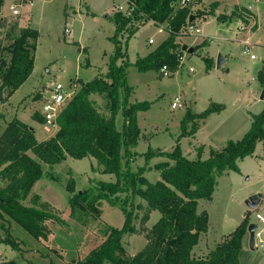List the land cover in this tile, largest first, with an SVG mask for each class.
<instances>
[{"label": "rangeland", "instance_id": "1", "mask_svg": "<svg viewBox=\"0 0 264 264\" xmlns=\"http://www.w3.org/2000/svg\"><path fill=\"white\" fill-rule=\"evenodd\" d=\"M28 1L6 0V13L3 15L8 24L22 19L24 26L39 32L36 74L12 98L11 103L8 100L0 107V134L11 121L20 118L35 128V136L42 142L53 137L56 126H39L31 120L38 115L45 121L43 112H40L43 111V102H38L39 93L34 91L48 90V99L51 89L62 83L75 94L81 82L91 81L102 70L108 73L110 58L116 50L111 40L115 34L113 16L119 6L127 9L128 4L126 0H30L33 3L31 6ZM190 1L187 8L197 16L193 24L200 29V34L180 31L176 38L179 48L174 53L177 57L182 55L184 61L176 71L171 70L170 76L164 77L160 69L140 72L135 66L140 58L147 57L170 36L167 23L156 27L151 21L144 25L135 20L129 27H139L138 31L128 38L130 30H127L120 37L123 52L130 63L126 71L127 84L132 87L129 102L151 105L149 110L138 113L142 141L133 149L134 158L137 157L131 168L137 172L146 167L148 171L144 176L152 184L158 182L161 176L155 170L156 165L154 168H148V165L151 163L153 166L167 158L156 156L147 164L146 153L150 147L156 154L170 153L179 142L183 155L188 159H202L203 151L199 155L198 148L203 147L208 157L212 148L221 150L228 141L241 140L252 127V113L259 114L264 106L260 100L263 89L259 81L264 60L261 70L256 73L260 61L251 57L261 53L260 47H263L264 54V0ZM11 5L19 7V18L10 11ZM248 7H253L258 18ZM179 8L178 3L173 15ZM238 19L241 20L239 24ZM258 24L259 31L252 33L251 30ZM66 29H69V34ZM6 31L0 33L4 35ZM150 39L155 41L153 45L149 44ZM247 40L251 45L249 53L243 47ZM183 45L198 50L190 55L182 50ZM221 54L227 56L228 60L224 69L207 71L204 58H209L214 65V59L210 56L217 59ZM124 61V58L119 59L118 65ZM191 68L194 72H191ZM120 94L123 101V89H120ZM176 97L181 98L184 108L172 109ZM100 103L103 104L102 101ZM213 104L223 105L224 108L220 113L208 117L195 138L181 137L182 120L187 111L202 113ZM247 109L251 112V119L248 118ZM121 112L116 118L120 131L124 121L123 116L122 122L118 119ZM191 127L192 124H188V131ZM29 155L41 164L43 176L22 204L47 211L57 219L46 222L50 231L47 240H35L10 220L9 238L15 239L20 250L1 243L0 264H75L85 260L106 241L112 230L124 228L126 215L120 206L126 198L129 199L127 208L134 217V227H142L145 212L140 205L147 207V202L138 195L133 197L131 191L103 199L101 183H116L117 177L101 174L96 161L69 158L62 164L50 166L32 152ZM122 155L121 172H125L123 166L127 158L124 152ZM238 165L240 173L229 171L219 177L212 199L199 202L198 211L208 213L210 228L209 234L201 235L203 240L196 250L201 253L198 254L213 251L245 219L250 221L247 201L255 194L264 193V141L257 145L252 157ZM126 181L122 179V185ZM6 184L7 181L0 178V187ZM71 185L73 192L70 191ZM160 217L158 211L151 214L146 227L151 229ZM121 243L126 257H133L145 248L147 240L144 234H127ZM243 247L241 264H264V248L252 251L248 233L244 237Z\"/></svg>", "mask_w": 264, "mask_h": 264}, {"label": "trees", "instance_id": "2", "mask_svg": "<svg viewBox=\"0 0 264 264\" xmlns=\"http://www.w3.org/2000/svg\"><path fill=\"white\" fill-rule=\"evenodd\" d=\"M127 1L131 16L120 12L113 16L115 34L111 40L116 50L110 58L108 73L80 83V89L57 118V133L39 142L34 129L14 119L0 134V178L7 181L5 187H0V244L6 243L20 250L15 239L9 238L10 220L35 240H47L50 231L46 222L57 219L47 211L22 204L43 176L41 164L29 155L32 152L50 166L62 164L69 157L74 160L94 159L102 174L117 177L116 183H101L103 199L131 191L133 197L138 195L148 204L147 207L140 205L145 213L142 227L136 229L134 217L127 208L129 199L126 198L120 206L126 215L124 228L112 230L101 246L75 264H241L243 240L250 225L247 219L207 256L193 255L200 236L209 231L208 213H198V202L211 200L218 178L229 171L240 173L239 162L254 155L257 145L264 141V110L253 115L252 127L241 140L228 141L222 150L211 149L206 160L186 158L178 142L170 153L156 154L151 147L146 153L147 164L156 156L167 158L166 162L155 166V170L160 172V181L150 183L144 176L146 167L133 172V149L137 147L141 135L138 113L149 110L151 105L129 102L132 87L127 84L126 71L130 63L123 52L120 37L127 30H130L128 38L138 31L139 27L130 29L135 20L144 25L151 21L157 27L167 23L170 36L147 57L140 58L135 66L140 72L161 70L164 66L176 71L179 66V57L174 53L179 48L176 38L180 31L186 30L190 18L196 15L191 14L187 7L179 8L173 15L180 0ZM5 2L0 0V32L7 30L4 35L0 33V98L3 103L33 74L39 39L37 30L22 28L20 21L7 23L2 13ZM122 58L124 63L118 65V60ZM204 61L206 70L210 71L213 62L209 58H204ZM259 81L264 84V68L259 73ZM120 89L124 90L123 101ZM93 95L99 96L103 104L98 105L92 99ZM223 108V105L213 104L199 114L188 110L182 120L181 137L194 136L200 129V122L214 113H220ZM121 110L124 122L120 131L116 118ZM35 120L45 122L38 115ZM188 124H192L190 131ZM202 151L203 148H198L199 155ZM122 152L127 158L123 166L125 172H121ZM122 179L127 180L124 185ZM70 191H74L73 185ZM155 211L161 214V218L148 229L146 223ZM127 234H144L147 240L145 248L133 257H126L121 243Z\"/></svg>", "mask_w": 264, "mask_h": 264}, {"label": "built area", "instance_id": "3", "mask_svg": "<svg viewBox=\"0 0 264 264\" xmlns=\"http://www.w3.org/2000/svg\"><path fill=\"white\" fill-rule=\"evenodd\" d=\"M127 4L128 1L126 0ZM190 0H180L179 6L180 8L188 7ZM30 3V1H28ZM10 11L12 14L17 17L21 14L19 7L17 5H11ZM118 12L123 13L126 16H131L130 10H129V4L127 9H124V7L119 6ZM194 23V22H193ZM188 22L186 26V30L191 34H200V29L195 26V24ZM244 28V27H242ZM66 33L69 34V29H66ZM149 44H154V40L150 39ZM249 44H246L245 52L249 53L250 48ZM252 58L255 59L256 56L252 55ZM184 58L181 55L179 57V64H183ZM172 71L168 66H164L161 69V74L164 77L170 76ZM191 72H194V69L191 68ZM74 94L73 92L69 91L66 86H64L62 83H58L54 86L53 89H51L50 97L46 100V103L43 106V115L45 118V122L47 125H56L57 118L62 112V110L67 106L69 101L73 98ZM180 97H176L174 101L172 102V109L182 108L184 107V104L181 102ZM249 215L251 216L250 224L256 225V231H255V248H264V193H262V197L260 199L259 204L256 206V208L251 209L249 211ZM253 218V220H252ZM248 233V230H247ZM249 237V233H248Z\"/></svg>", "mask_w": 264, "mask_h": 264}, {"label": "crops", "instance_id": "4", "mask_svg": "<svg viewBox=\"0 0 264 264\" xmlns=\"http://www.w3.org/2000/svg\"><path fill=\"white\" fill-rule=\"evenodd\" d=\"M26 1H28V0H26ZM29 1H30V0H29ZM30 3H31V6H33V3H32V2H30ZM245 8H246V7H245ZM248 9L251 10L252 13H253L255 16H257V15L254 13V11H253V7H248ZM2 13H3V14L6 13V2H5V5H4L3 9H2ZM3 16H4V15H3ZM4 17H5V16H4ZM257 18H258V16H257ZM19 21H20V25H21L22 28H27V26H24V25H23V23H22V19H20ZM238 21L241 22V20L238 19V20H237V23H238V24H239ZM257 21H258V20H257ZM149 23H151V22H149ZM257 23H258V22H257ZM153 24H154V23H153ZM224 24H225V23H224ZM145 25H146V24H145ZM154 25H155V24H154ZM156 27H157V26H156ZM248 28H249V27H248ZM246 30H247V29H246ZM247 31H248V30H247ZM258 31H259V24L257 25L256 28H254V29L251 30V32L254 33V34H257ZM259 42H261V41H259ZM154 43H155V41H154ZM247 43L249 44L248 40L244 42V44H243L244 46H243V47H246V44H247ZM78 44H79V43H78ZM258 44H259V43H258ZM258 44H257V45H258ZM150 45H151V44H150ZM152 45H153V44H152ZM249 45H250V44H249ZM257 45H256V46H257ZM262 45L264 46V44H262ZM250 46H251V45H250ZM259 46H260V45H258V47H259ZM182 47H183V46H182ZM250 48H251V47H250ZM262 49H263V47H260L259 50H260L261 53L258 54V55L253 54V55H256V58H255V59L252 58L253 60H259V61H260L259 66L256 68V73H258V71L261 70L260 67L263 65L262 62H263V60H264V54H263V52H262ZM36 52H37V51H36ZM196 52H197V51H196ZM196 52H195V53H196ZM195 53H194V54H195ZM188 54H189V53H188ZM221 55H222V54H221ZM259 55H260V56H259ZM219 56H220V55H219ZM219 56H218V57H219ZM222 56H223V58L225 59V63L223 64V66H222L221 69H218V68H217V61H216V60H218V58L216 59V58L210 56L211 59H214V65H213V68H212L210 71H213V70H222V69H224L225 64L228 63V60H227V56H224V55H222ZM251 57H252V56H251ZM35 58H36V57H35ZM261 63H262V64H261ZM35 74H36V69H35V66H34V72H33V74H32V75L30 76V78H29V79H28V80L22 85L21 88H23V86H24V85H25V84H26L31 78H33V77L35 76ZM98 74H99V75H106V74H107V71H103V70H102L101 73H100V72L97 73V74L95 75L94 78H96V77L98 76ZM94 78H93V79H94ZM93 79H92V80H93ZM79 80H81V79H79ZM82 81H83V80H82ZM252 81H254V78H252ZM80 86H81V85H80ZM21 88H20V89H19V90H18V91H17V92H16V93L10 98V99H9V103L12 102V98H13V97H14V96H15V95L21 90ZM261 89H264V87L262 86V84H261ZM34 92L39 93V95H38V102H41V103L43 102V104H42V107H43L44 104L46 103V100H47L48 90H45V89L42 90V91H40V90H36V91H34ZM32 93H33V92H32ZM32 93H31V94H32ZM75 94H76V93H75ZM75 94H74V95H75ZM28 96H30V95H28ZM28 96H27V97H28ZM25 98H26V97H25ZM25 98H24V99H25ZM45 98H46V99H45ZM92 99L95 100V101L98 103V105H101L100 102L102 101V99H101L99 96H97V95H93V96H92ZM44 100H45V102H44ZM260 100H261V98H260ZM21 101H22V100H21ZM21 101H20V102H21ZM102 102H103V101H102ZM262 102H263V101H262ZM263 103H264V102H263ZM171 107H172V106H171ZM182 108H184V107H182ZM177 109H181V108H177ZM177 109H175V110H177ZM173 110H174V109H173ZM263 110H264V106L262 107L260 113H261ZM40 112L42 113V111H40ZM250 113H251V112L248 111V109H247L248 118L250 117V116H249ZM260 113H259V114H260ZM42 114H43V113H42ZM196 114H199V113H196ZM214 114H218V113H214ZM214 114H212V115H214ZM252 115H258V114H253V113H252ZM210 116H211V115H210ZM18 117H19V116H18ZM121 117H122V115H120V117H119L118 119H120V121L122 122ZM18 119L21 121L20 118H18ZM207 119H208V118H207ZM207 119H206V120H207ZM250 119H251V117H250ZM31 120H33V122L36 123V124L39 125V126L47 125V124H45V122H44V123H40V122L34 120V118H33V119L31 118ZM123 120H124V119H123ZM206 120H204V121L201 122V124H200V129H201L202 124L205 123ZM22 122H23V121H22ZM123 122H124V121H123ZM123 122H122V124H123ZM252 123H253V117H252ZM27 125H28L29 127H31L32 129H34V131L36 132V130H35L34 127H32L30 124H27ZM251 125H252V124H251ZM55 126H56V130H55V132L52 134L53 136H54V135L57 133V131H58V126H57V125H55ZM200 129L198 130V132H197L194 136H192L193 138H195V137L199 134ZM140 130H141V129H140ZM187 138H189V137H187ZM140 140L142 141V134L140 135L139 142H140ZM38 141H39V140H38ZM39 142H40V141H39ZM42 142H43V141H42ZM139 142H138V143H139ZM224 147H225V146H224ZM224 147H223V148H224ZM196 148H197V147H196ZM196 148H195V149H196ZM203 148H204V147H203ZM223 148H222V149H223ZM134 149H135V148H134ZM212 149H214V148H212ZM222 149H221V150H222ZM215 150H218V149H215ZM209 156H210V152H209L208 157H206L205 149H203L202 159H203V160H206V159L209 158ZM136 157H137V156H136ZM136 157L134 158V161L136 160ZM69 158H70V157H69ZM69 158H67V160H68ZM186 158H187V157H186ZM71 159H72V158H71ZM196 159H198V157H197ZM196 159H195V160H196ZM67 160H66V161H67ZM90 160H94V159H90ZM94 161H95V160H94ZM134 161H133V162H134ZM166 161H167V160H165V161H163V162H166ZM63 163H64V162H63ZM160 163H162V162H160ZM239 163H240V162H239ZM150 164H151V163H150ZM150 164L148 165V168H150V167H151V168H154V166L157 165V164H154V165L152 166V165H150ZM158 164H159V163H158ZM147 171H148V170H147ZM226 173H227V172H226ZM101 174H102V173H101ZM145 174H146V172H145ZM145 174H144V175H145ZM105 175H106V174H105ZM114 176H115V175H114ZM160 180H161V179H160ZM160 180H159V181H160ZM37 183H38V182H37ZM37 183H36V184H37ZM36 184H35V185H36ZM35 185H34V186H35ZM255 195H257V194H255ZM253 196H254V195H253ZM251 197H252V196H251ZM200 201H201V200H199V202H200ZM199 202H198V206H199ZM155 212H156V211H155ZM202 212H204V211H201V212L198 211V213H202ZM153 213H154V212H152L151 214H153ZM150 216H151V215H150ZM152 216H153V215H152ZM160 218H161V217H160ZM209 228H210V226H209ZM207 233L209 234V231H208ZM207 233H206V234H207ZM204 235H205V234H204ZM202 240H203V236H200L199 243H198V244L194 247V249H193V252H192V253H193V255L196 256V257H205V256H207V255L210 253V251H209L207 254H206V253H204V254H198V253H201V251L198 252V253L196 252L197 248H199L200 244L202 243ZM206 247H207V246H206Z\"/></svg>", "mask_w": 264, "mask_h": 264}, {"label": "water", "instance_id": "5", "mask_svg": "<svg viewBox=\"0 0 264 264\" xmlns=\"http://www.w3.org/2000/svg\"><path fill=\"white\" fill-rule=\"evenodd\" d=\"M195 20H196V16H192L190 18L189 22L190 23H193ZM182 50L184 52L189 53L190 55L195 53V48L189 47L188 45H183ZM224 63H225V59L223 58L222 55H220L218 57V60H217V68L218 69H221ZM261 101L264 102V89H263V92L261 94ZM2 104H3V101L0 98V107L2 106ZM261 197H262V193L261 194L254 195V196H252V197H250L248 199V201H247V207L249 208V210L256 208V206L260 202ZM256 228L257 227H256L255 224H250L248 226V229H247L248 230V233H249V248L252 251L255 250V238H254V235H255Z\"/></svg>", "mask_w": 264, "mask_h": 264}]
</instances>
